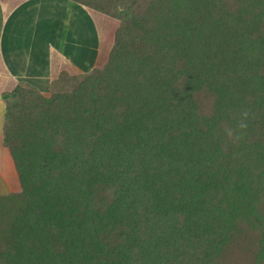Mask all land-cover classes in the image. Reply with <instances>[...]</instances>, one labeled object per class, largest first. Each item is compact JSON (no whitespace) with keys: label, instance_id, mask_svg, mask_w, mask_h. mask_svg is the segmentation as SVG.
Returning <instances> with one entry per match:
<instances>
[{"label":"trees","instance_id":"trees-1","mask_svg":"<svg viewBox=\"0 0 264 264\" xmlns=\"http://www.w3.org/2000/svg\"><path fill=\"white\" fill-rule=\"evenodd\" d=\"M74 1L113 45L2 93L0 264H264V0Z\"/></svg>","mask_w":264,"mask_h":264},{"label":"crops","instance_id":"crops-1","mask_svg":"<svg viewBox=\"0 0 264 264\" xmlns=\"http://www.w3.org/2000/svg\"><path fill=\"white\" fill-rule=\"evenodd\" d=\"M44 5L45 0H0V153L5 151L11 162L9 151L2 145L5 112L2 93L11 91L18 83L51 82L61 71L81 68L80 58L75 55L86 45L81 46L83 37L76 42L74 36L79 34L75 33L74 25L62 27L56 9L51 10L52 17L46 18ZM11 188L8 177L0 170V194Z\"/></svg>","mask_w":264,"mask_h":264},{"label":"rangeland","instance_id":"rangeland-1","mask_svg":"<svg viewBox=\"0 0 264 264\" xmlns=\"http://www.w3.org/2000/svg\"><path fill=\"white\" fill-rule=\"evenodd\" d=\"M69 1L70 3L66 0H45V14L46 18L49 16L52 17L50 12L52 9H56L59 12V23H61L62 27L67 26L69 23L71 24V26H75V33L79 34L78 36H74L77 39L76 42H80L81 38H84V40L81 42V46H84L86 44L85 47H82L79 53L75 55V58H80L78 61L81 68L77 66L73 69L70 68L69 72L65 71V73L71 75V77H73L72 75L80 77V74L88 73L92 69L101 68L104 65L108 58L109 51L113 45L115 29L117 28L119 22L115 18L90 9L84 5L79 4L78 2H75L74 0ZM63 30L62 32H64ZM56 31H58V29H55V32ZM83 32L86 33V35H84ZM69 35L70 38H72L74 34L71 31ZM90 42L92 43L91 47H89ZM84 64L85 66H82ZM57 76L54 79H56ZM46 81L40 84L37 82L24 83H27V85L29 86L35 87L45 96H49L51 90H53V86L51 84L52 81ZM68 81H73V79H69ZM2 152L3 153H0L3 155V157H0V170H2V172L8 177V180L10 181V185L12 187L11 189L13 191H19L20 183L17 173L13 167L12 162L9 160V157H7L5 151ZM12 190L8 189V191H3L4 193H7Z\"/></svg>","mask_w":264,"mask_h":264}]
</instances>
